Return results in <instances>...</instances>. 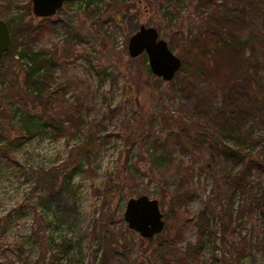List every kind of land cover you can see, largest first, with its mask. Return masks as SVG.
Here are the masks:
<instances>
[{
  "label": "rangeland",
  "instance_id": "rangeland-1",
  "mask_svg": "<svg viewBox=\"0 0 264 264\" xmlns=\"http://www.w3.org/2000/svg\"><path fill=\"white\" fill-rule=\"evenodd\" d=\"M242 14L263 41L259 18L251 10ZM207 15L197 0H68L51 17L35 15L31 0H0V18L12 36L0 59V264H166L165 239L150 243L124 220L127 200L144 194L158 199L165 223L178 221L173 264H264L258 216L245 223L237 196L218 198L233 163L214 168L221 179L215 186L205 172L197 175L199 161L172 144L169 115L190 118L197 92H181L185 70L163 80L149 75L146 53H129L130 37L145 25L176 55H188ZM26 48L49 60L41 69L42 94L29 84L34 55L22 57ZM261 53L247 62L257 68L259 83ZM187 173L192 195L183 202L174 193ZM127 174L134 180L124 183ZM257 188L264 189V179ZM201 211L207 223L198 227ZM227 220L233 229L222 236L220 222Z\"/></svg>",
  "mask_w": 264,
  "mask_h": 264
},
{
  "label": "trees",
  "instance_id": "trees-1",
  "mask_svg": "<svg viewBox=\"0 0 264 264\" xmlns=\"http://www.w3.org/2000/svg\"><path fill=\"white\" fill-rule=\"evenodd\" d=\"M197 1L202 9L208 11L207 25L191 38L192 49L188 55L179 51L181 67L177 71L178 73L183 69L186 73L179 79L181 92L189 91L191 95L188 87L194 88L197 92L192 97L190 118L185 119L179 113L169 115L174 122L173 125L168 126L174 129L171 130V137H174L172 144L178 146L183 156L189 153L195 162L199 161L200 168L196 169L197 175L205 172L204 175L214 178L215 186L222 179V186L218 185V198L223 193L225 196L230 193L231 201L237 196L243 221L252 225V219L257 215L254 224L257 222L264 232V189L257 188L260 180L264 179V79L259 83L256 79L259 73L257 68L248 64L249 59L257 57L261 50H264V37L261 42L256 40L253 26L249 31L252 19H245L242 14L246 10L254 12V20L259 18V27L264 30V0ZM45 28H47L46 22L42 23L36 32L42 34ZM24 32L30 36L31 42L36 41L37 37H33L30 28L26 27ZM170 44L173 45L172 42ZM30 52L34 55H31L34 65L28 74L29 84L42 94L45 83L41 80V69L49 60L41 59L37 53L34 54L32 48H26L21 55L27 56ZM184 65L185 68H182ZM223 70L226 71L225 75L220 74ZM151 74L149 70V75ZM188 77L190 81H186ZM200 80L202 82L198 84ZM172 93L174 91L168 89L167 94L173 98ZM209 108L212 110L209 111ZM255 130L261 131L262 136H256ZM157 142L160 148L165 147L159 139ZM227 163H233L230 174L220 179L214 168L216 166L221 168ZM80 164L73 169V173L77 172ZM128 175L124 177L125 179L121 178L124 183L134 180L133 175ZM187 175L188 177L181 180L174 193V196L183 202L192 195L188 182L193 175L192 173ZM117 187H120V183ZM170 211L173 209L171 208ZM168 218L171 220L173 217ZM204 218V212H199L198 227L199 223H207ZM221 218L220 216L219 219ZM177 224L178 221L174 224L167 222L164 229L153 236L156 239L162 238L163 241L165 239L161 249L169 252L166 264L179 261L178 257L173 256L179 252V248L174 246L176 236L181 233L180 229L175 228ZM206 226L204 225L203 228ZM230 229H233L230 220L220 222L222 236ZM170 234H175L172 241L167 238ZM210 236L211 233L209 238ZM153 237L144 239L151 243ZM209 240L215 243V240ZM102 241L105 242V239ZM248 245L247 241H244L239 250L242 257L246 255L245 249ZM200 248L201 246L198 245L197 254L193 257L196 263H199Z\"/></svg>",
  "mask_w": 264,
  "mask_h": 264
},
{
  "label": "water",
  "instance_id": "water-1",
  "mask_svg": "<svg viewBox=\"0 0 264 264\" xmlns=\"http://www.w3.org/2000/svg\"><path fill=\"white\" fill-rule=\"evenodd\" d=\"M33 12L39 17H51L68 0H31ZM12 36L8 23L0 18V59L11 48ZM129 53L136 57L146 53L149 70L163 80H170L181 67V59L159 38L158 31L151 26L141 25L129 41ZM124 220L128 227L149 239L159 234L165 227L164 215L158 199L146 194L130 197L124 210ZM134 264H147L138 261Z\"/></svg>",
  "mask_w": 264,
  "mask_h": 264
},
{
  "label": "flooded vegetation",
  "instance_id": "flooded-vegetation-1",
  "mask_svg": "<svg viewBox=\"0 0 264 264\" xmlns=\"http://www.w3.org/2000/svg\"><path fill=\"white\" fill-rule=\"evenodd\" d=\"M32 2V1H31ZM65 4V3H64ZM33 5V4H32ZM2 19V18H1ZM11 31V30H10Z\"/></svg>",
  "mask_w": 264,
  "mask_h": 264
}]
</instances>
